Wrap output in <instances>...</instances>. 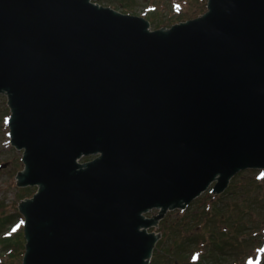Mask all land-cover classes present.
I'll list each match as a JSON object with an SVG mask.
<instances>
[{"label":"water","instance_id":"obj_1","mask_svg":"<svg viewBox=\"0 0 264 264\" xmlns=\"http://www.w3.org/2000/svg\"><path fill=\"white\" fill-rule=\"evenodd\" d=\"M0 94L15 184L36 186L21 264H149L168 210L264 169V0L154 29L93 0H0Z\"/></svg>","mask_w":264,"mask_h":264},{"label":"rangeland","instance_id":"obj_2","mask_svg":"<svg viewBox=\"0 0 264 264\" xmlns=\"http://www.w3.org/2000/svg\"><path fill=\"white\" fill-rule=\"evenodd\" d=\"M96 2L124 13L145 18L150 15L152 20L147 19L150 27L154 29L197 16L205 11L206 0H97ZM8 115L6 96L0 94V166L6 164L5 167L0 168V215H4L0 236L15 235L22 231L20 230L22 219L16 215V205L20 199L30 197L36 190V186L18 187L15 184V173L23 167L22 149L17 150L9 143ZM93 157V154L86 155L81 157L80 161ZM247 169L253 168L241 170L238 173L240 176L238 174L236 176L234 186L229 188V182L219 196L206 190L191 201L184 210H168L159 222L158 231L161 232V238L156 243L152 254L153 259L155 256L156 258L149 264L187 263L191 257H194L193 260L198 258L197 253L199 254L197 264H244L246 256L257 251L260 241L264 240V177L259 186L248 185L244 180H250L253 174L242 179L247 174ZM254 169L256 172L257 168ZM237 182H239L238 185ZM228 189L230 191L226 192ZM243 197L246 198V207L242 214L236 199ZM215 200L219 202H214ZM211 203L213 205L217 203L216 207L223 213L219 219L208 205ZM249 210L252 213L257 212V215L251 216ZM152 212H148L147 215ZM10 214L15 215L13 218L5 217ZM240 217L243 218L241 224L233 225L235 229L242 225L240 234L237 233L233 239L235 249L229 247L227 239L231 240V235L226 231L227 234L222 238L223 250H216L212 245V239L211 243L208 240L210 232L213 229L221 230L225 224L230 226L233 220L238 221ZM260 221L261 224L258 225ZM24 242L22 234L17 244V254L10 258L7 254L9 251L5 253L0 249L2 259L0 264H21ZM261 264H264V258Z\"/></svg>","mask_w":264,"mask_h":264},{"label":"trees","instance_id":"obj_3","mask_svg":"<svg viewBox=\"0 0 264 264\" xmlns=\"http://www.w3.org/2000/svg\"><path fill=\"white\" fill-rule=\"evenodd\" d=\"M94 1H97V0H94ZM146 18H149V19H151V16L150 15H147L146 16ZM152 20V19H151ZM153 21H155L154 19H153ZM247 174L245 175V176H243V178L242 179H244V178H247V176L250 174V175H252L253 174V176H251V178H250V180H244L245 181V183L246 184H248V185H254V186H259L261 183H262V179H263V176H261V177H259L258 176V171H256V172H254L255 171V169L253 170V169H247ZM240 173V172H239ZM239 176H240V174H238ZM236 176H237V174L231 179V181H230V185H229V188H230V186H234V184H235V181L237 180V178H236ZM263 182H264V180H263ZM239 184V182H237V185ZM230 190L228 189L226 192H229ZM217 200H215L214 202H216ZM236 201H237V205H238V207L241 209L240 210V212L243 214V212H244V210H245V205H246V198L245 197H243V198H239V199H236ZM213 202V203H214ZM219 202V200L217 201V203ZM213 203H211V204H208L210 207H211V209H212V211H215V215L217 216V219H219L220 218V216L223 214L221 211H220V209L219 208H217L216 207V204L215 205H213ZM260 208V207H259ZM16 211V215L19 217L20 215H19V213L17 212V210H15ZM249 212H250V215L252 216L253 214L254 215H257V212H254V213H252L250 210H249ZM14 215L15 214H10V215H6L5 217H11V218H13L14 217ZM3 217H4V215H0V228L2 227V225H1V223H3ZM10 218V219H11ZM242 220H243V218H239L238 219V221H235V220H233V222H232V225H230V226H228L227 224H225V226H222L221 227V230H220V228L217 230V231H215V229H213L210 233H211V235L209 234L208 235V240H209V242L211 243V239H212V245H213V247L216 249V250H218L219 251V249L220 250H223L222 248H223V241H222V238L223 237H225V235L227 234V233H229L230 235H231V240L230 239H227L228 240V245H229V247H231L232 249H235V246H234V243H233V239L235 238V235L237 234V233H239L240 234V232H241V229H242V225H240V226H238L236 229L235 228H233V225L234 224H238V223H240L241 224V222H242ZM8 221V220H7ZM218 221H221V220H218ZM261 224V221L258 223V225H260ZM228 229H229V232H228ZM232 229V230H231ZM21 230V229H20ZM226 231H227V233H226ZM254 231V230H253ZM22 234H23V232L21 231V232H18V233H16L15 235L13 234V235H10V236H5V235H3V236H0V249L2 250V251H4L5 253L7 252V251H9L7 254H8V257L10 258V257H12V256H15L16 254H17V244H19V242H20V240H21V238H22ZM238 234V235H239ZM220 243H221V245H220ZM21 254H22V252H21ZM155 258H156V256H155ZM154 258V259H155ZM154 259H153V257H152V259H151V262L150 263H152L153 261H154ZM0 261H2V259H1V254H0Z\"/></svg>","mask_w":264,"mask_h":264},{"label":"flooded vegetation","instance_id":"obj_4","mask_svg":"<svg viewBox=\"0 0 264 264\" xmlns=\"http://www.w3.org/2000/svg\"><path fill=\"white\" fill-rule=\"evenodd\" d=\"M152 210H155V209H152ZM152 210H150V211L152 212ZM156 212H157V210H156ZM156 212H152L150 215H147V214L146 215L147 216H151V215L155 214ZM159 222H160V220L158 221V226L157 227H154V226L153 227H150V228L147 229V231L148 232L149 231H155V232H157L158 231V227H159Z\"/></svg>","mask_w":264,"mask_h":264}]
</instances>
